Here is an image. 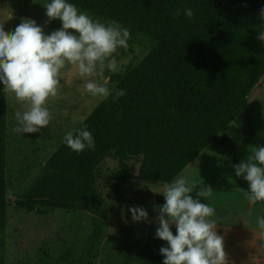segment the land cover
<instances>
[{"label":"rangeland","instance_id":"374dc122","mask_svg":"<svg viewBox=\"0 0 264 264\" xmlns=\"http://www.w3.org/2000/svg\"><path fill=\"white\" fill-rule=\"evenodd\" d=\"M131 30L62 0H0V72L8 79L7 264H144L150 222L203 229L213 264H264V77L246 112L252 133L239 116L173 182L139 178V160L122 181L114 150L94 172L89 209L40 214L15 206L110 86L157 46L154 36ZM97 223L103 234L89 257Z\"/></svg>","mask_w":264,"mask_h":264},{"label":"trees","instance_id":"16d2710c","mask_svg":"<svg viewBox=\"0 0 264 264\" xmlns=\"http://www.w3.org/2000/svg\"><path fill=\"white\" fill-rule=\"evenodd\" d=\"M62 1L127 25L130 35L148 33L158 44L110 86L108 97L16 199L17 208L40 214L89 209L96 200L94 172L114 150L122 181L139 160V178L171 183L239 116L247 120V136L252 133L246 112L264 77V0ZM7 87L0 72V264H7L9 237ZM259 165L264 175V150ZM96 225L89 257L103 234ZM144 264H213L207 235L195 226L150 222Z\"/></svg>","mask_w":264,"mask_h":264},{"label":"crops","instance_id":"0c3cea01","mask_svg":"<svg viewBox=\"0 0 264 264\" xmlns=\"http://www.w3.org/2000/svg\"><path fill=\"white\" fill-rule=\"evenodd\" d=\"M97 106H98V105H97ZM94 109H95V108H94ZM94 109L91 111V113L94 111ZM83 122H84V121H83ZM81 124H82V122L76 127V129H77ZM76 129H75V130H76ZM72 133H73V132H72ZM72 133H71V134H72Z\"/></svg>","mask_w":264,"mask_h":264}]
</instances>
